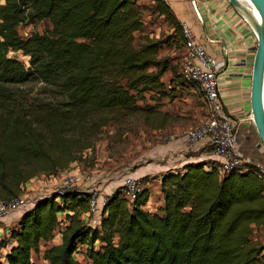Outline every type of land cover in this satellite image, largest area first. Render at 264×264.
<instances>
[{
    "label": "trees",
    "instance_id": "trees-1",
    "mask_svg": "<svg viewBox=\"0 0 264 264\" xmlns=\"http://www.w3.org/2000/svg\"><path fill=\"white\" fill-rule=\"evenodd\" d=\"M138 1L3 0L0 199L18 197L39 173L55 175L80 161L90 147L70 133L98 131L109 115L139 110L144 93L165 90L161 78L175 69L167 58H157L165 41L134 44V33L144 30ZM154 1V11L170 18L181 35L171 5ZM42 20L51 29L27 38L19 34L20 26ZM11 52L28 56V67ZM34 81L57 85L61 106L29 112L16 87ZM159 182L162 205L154 212L145 208L147 189L131 203L117 189L97 214L98 226L82 218L87 192L36 199L8 230L15 245L6 263L32 264L31 252L59 232L61 244L43 252L48 264H80L75 255L82 247L89 264H264L263 248L251 240L253 228L264 224V174L258 167L244 164L220 176L211 164H187L165 172Z\"/></svg>",
    "mask_w": 264,
    "mask_h": 264
},
{
    "label": "rangeland",
    "instance_id": "rangeland-1",
    "mask_svg": "<svg viewBox=\"0 0 264 264\" xmlns=\"http://www.w3.org/2000/svg\"><path fill=\"white\" fill-rule=\"evenodd\" d=\"M2 1L0 0V5L3 4ZM163 1L168 5H173V2L169 0ZM138 4L144 22V30L134 33L135 46L146 44V38L148 40H164L165 45L161 47L157 58H167L169 64L175 68L173 72H167L161 78L165 84V90L162 93L159 91L144 93L143 99L137 101L139 110L128 114L109 115L107 124L98 131L96 129L92 132L74 131L70 133L69 136L79 137L80 144L85 142L90 148L82 151L79 155L80 161L71 163L66 169L59 170L57 174L39 173L23 184L18 196L26 197L27 207L16 212L28 210L36 199L50 196L60 189L90 192L98 198H106V200L100 201L105 204L108 196L115 190L118 189L121 192L123 182L130 177L139 183L141 190L147 189L149 195L151 193L155 196L160 192V182L158 180V184L156 180L165 172L172 171L167 168L166 163L173 162L174 158L178 156L181 157L182 162L184 158H188V154H192L190 150L194 149L183 146L181 139L188 130L199 126L206 119L207 110L201 91L190 83L184 82L181 75L180 64L185 56L182 30L181 35H178L170 18L167 17L165 20L154 11L156 7L154 0H139ZM171 9L175 20L181 27V23L186 21L176 17L174 11H178L177 5ZM178 14L182 15V12H178ZM193 18L199 23L194 16ZM188 25L192 29L189 22ZM49 29H51L50 22L42 20L20 26L18 32L23 38H27L31 33L42 34ZM192 32L196 41H199L193 30ZM9 56L18 59L28 67V56H24L21 52H11ZM16 88L20 90L19 96L22 104L28 108L29 112L37 110L48 112L52 108L60 107L61 102H64L63 95L58 86L54 84L45 85L42 82L34 81ZM172 144L179 147L174 153L168 150ZM67 175L77 176L81 180L78 181V186L74 189L61 187ZM147 182L150 184L149 189ZM108 186H111V191L105 190ZM104 204L100 206L99 213H101ZM87 219V223L91 226L99 225L98 219L96 220L93 216ZM14 225V220L8 224L0 222V242L8 239L7 231ZM52 239L49 244L40 242L38 258H35V253L31 252L30 259L32 257L34 264H36V260L37 264H44L41 263L44 259L43 252L47 248L61 244L59 232H56ZM251 240L263 248L262 254H264V224L253 228ZM9 242L11 244L6 249ZM7 243L3 248H0V256H5L4 253H7L15 244L11 240H7ZM79 250L75 258L80 264H89L83 256L84 249L80 248Z\"/></svg>",
    "mask_w": 264,
    "mask_h": 264
},
{
    "label": "crops",
    "instance_id": "crops-1",
    "mask_svg": "<svg viewBox=\"0 0 264 264\" xmlns=\"http://www.w3.org/2000/svg\"><path fill=\"white\" fill-rule=\"evenodd\" d=\"M207 2V6L202 9L204 18L202 23H197L194 20L192 10L187 4L172 3L173 5L171 6L173 8L174 5H177L178 11H174L176 17L179 20L183 19L190 23L197 39L204 44L207 53L222 59L223 62L226 61L218 75V102L222 106L223 114L236 127L235 135L237 141L235 148L238 154L247 164L264 169V150L260 145L254 125L249 119L251 70L257 44L256 35L252 27L239 18V13L228 9L223 0H207ZM178 12H182V15L178 14ZM209 40H214L215 42L210 43ZM177 147L178 145L172 144L168 147V150L174 153L179 148ZM190 151L192 154H188L187 159L184 158L181 162V157L178 156L174 158L173 162L166 163L168 165L167 168L177 171L181 170L185 164L201 162L211 164L215 168L218 163V160L211 154L210 147L207 145ZM208 166L205 169H208ZM158 180H156L157 183ZM146 184L149 189L150 184L148 182ZM105 190L111 191V186L106 187ZM149 196L145 208L152 212L162 205V194L159 192L153 196L150 193ZM22 213L23 211L13 212L2 221L8 224L14 220L16 224ZM82 218L88 220L85 214L82 215ZM83 249L84 247H82ZM38 252L39 250L34 252L35 258H38ZM33 262L31 258V263L34 264ZM37 263L38 261L36 260ZM41 263L48 264L44 259H42Z\"/></svg>",
    "mask_w": 264,
    "mask_h": 264
},
{
    "label": "built area",
    "instance_id": "built-area-1",
    "mask_svg": "<svg viewBox=\"0 0 264 264\" xmlns=\"http://www.w3.org/2000/svg\"><path fill=\"white\" fill-rule=\"evenodd\" d=\"M166 1V0H165ZM173 3H185L191 8L195 19L202 23L204 18L202 16V9L207 6V0H169ZM228 9L232 8L228 0H223ZM239 18L245 21L240 15ZM181 30L183 34V42L185 48V56L181 61L182 78L184 82L190 83L197 87L201 93L203 102L206 105L207 117L197 127L188 130L181 139V144L188 149H196L200 146L207 145L210 147L211 154L218 160L215 170L220 176L228 172L240 168L242 165L247 164L246 161L236 151V127L234 124L223 114L222 106L219 104V88H218V75L225 62L207 53L204 44L196 41L192 29H190L188 22L181 23ZM210 43L215 42L209 40ZM264 174V169H261ZM62 183L63 189L78 186V181H81L77 176L67 175ZM127 181V182H126ZM123 182L121 195L128 202H133L141 191L138 182L133 178L127 179ZM66 190H58L54 193L62 194ZM90 193V192H89ZM91 194V193H90ZM26 197L23 195L18 196L11 200L0 199V222L5 219L11 212H16L24 209L27 206ZM106 198H98L95 194L90 195L88 203V210L85 213L86 218L93 216L96 218L98 210L104 203L101 200ZM26 210V209H25ZM99 223V220H97ZM96 221L94 222V224ZM7 243L6 249L10 246ZM6 255V254H5ZM32 258V257H31ZM31 261V259H30ZM0 264H7L5 256H0Z\"/></svg>",
    "mask_w": 264,
    "mask_h": 264
},
{
    "label": "water",
    "instance_id": "water-1",
    "mask_svg": "<svg viewBox=\"0 0 264 264\" xmlns=\"http://www.w3.org/2000/svg\"><path fill=\"white\" fill-rule=\"evenodd\" d=\"M247 1L259 15L261 24H257L251 16L245 18L247 10L239 0H228V3L252 27L256 35L257 44L251 70L249 119L264 149V0Z\"/></svg>",
    "mask_w": 264,
    "mask_h": 264
},
{
    "label": "bare ground",
    "instance_id": "bare-ground-1",
    "mask_svg": "<svg viewBox=\"0 0 264 264\" xmlns=\"http://www.w3.org/2000/svg\"><path fill=\"white\" fill-rule=\"evenodd\" d=\"M239 1L246 7L247 13L244 14L245 18L247 19L248 18L247 16H251L257 24H261V19L257 14V12L255 11V9L252 7V5L247 0H239Z\"/></svg>",
    "mask_w": 264,
    "mask_h": 264
}]
</instances>
